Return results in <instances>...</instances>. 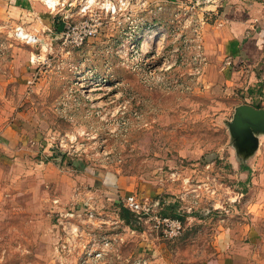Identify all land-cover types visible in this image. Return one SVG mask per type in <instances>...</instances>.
<instances>
[{
    "label": "rangeland",
    "instance_id": "obj_1",
    "mask_svg": "<svg viewBox=\"0 0 264 264\" xmlns=\"http://www.w3.org/2000/svg\"><path fill=\"white\" fill-rule=\"evenodd\" d=\"M230 1L138 0L100 15L80 47L60 33L44 48L16 37L0 8V264H84V246L106 239L105 256L86 264L215 255L251 180L234 113L264 107V68L223 72L218 60ZM129 195L148 213L127 226ZM163 213L180 217L179 237L154 229Z\"/></svg>",
    "mask_w": 264,
    "mask_h": 264
},
{
    "label": "crops",
    "instance_id": "obj_2",
    "mask_svg": "<svg viewBox=\"0 0 264 264\" xmlns=\"http://www.w3.org/2000/svg\"><path fill=\"white\" fill-rule=\"evenodd\" d=\"M229 4L217 32L220 37L218 60L223 72L247 62L251 63L253 73L259 65L264 68V0H231ZM0 8L5 18L11 19L15 30L21 28L32 35L43 48L51 44L44 37L53 38L58 34L56 28L63 25L61 15L51 13L41 0H0ZM248 106L255 108L256 105ZM261 108L264 109L262 105L255 109ZM255 137L256 148L241 153L248 160L246 173L242 172L241 177L251 178L245 193L246 209L227 219L218 233L215 255L196 264H264V146L261 147L264 131ZM122 181L116 178V182ZM123 182L127 185L128 181Z\"/></svg>",
    "mask_w": 264,
    "mask_h": 264
},
{
    "label": "built area",
    "instance_id": "obj_3",
    "mask_svg": "<svg viewBox=\"0 0 264 264\" xmlns=\"http://www.w3.org/2000/svg\"><path fill=\"white\" fill-rule=\"evenodd\" d=\"M51 13L61 15L63 28L59 34L63 44L70 47H80L89 39L93 38L100 27V15H115L128 7H133L138 0H41ZM21 28L15 30V36L20 37ZM37 39L34 38V42ZM124 207L134 215H145L148 208L144 206L137 197L129 195L124 200ZM77 216H80L78 214ZM93 214L88 212V217ZM66 217H74L73 213H67ZM153 227L166 239L179 237L182 231V224L179 219L161 217L153 214ZM110 239L102 240L100 244L94 243L91 247L81 251L80 259L84 264L98 261L105 256V249L110 247Z\"/></svg>",
    "mask_w": 264,
    "mask_h": 264
},
{
    "label": "water",
    "instance_id": "obj_4",
    "mask_svg": "<svg viewBox=\"0 0 264 264\" xmlns=\"http://www.w3.org/2000/svg\"><path fill=\"white\" fill-rule=\"evenodd\" d=\"M234 115L232 133L237 138L239 150L251 152L258 143L255 135L264 131V109L243 105L236 108Z\"/></svg>",
    "mask_w": 264,
    "mask_h": 264
},
{
    "label": "trees",
    "instance_id": "obj_5",
    "mask_svg": "<svg viewBox=\"0 0 264 264\" xmlns=\"http://www.w3.org/2000/svg\"><path fill=\"white\" fill-rule=\"evenodd\" d=\"M62 28H63V25L60 24V26L58 28H56V32L59 34L61 32ZM255 108H259V107L255 106ZM133 216H134V214L131 213L127 208H125L124 206L120 207L119 217H120V219H122L125 222V224L127 226L131 225ZM161 217H169V218H173V219H179L181 221L180 217L175 213L174 214L172 213L170 215H168L167 213H163L161 215Z\"/></svg>",
    "mask_w": 264,
    "mask_h": 264
},
{
    "label": "bare ground",
    "instance_id": "obj_6",
    "mask_svg": "<svg viewBox=\"0 0 264 264\" xmlns=\"http://www.w3.org/2000/svg\"><path fill=\"white\" fill-rule=\"evenodd\" d=\"M21 36L23 38L29 39L30 41H34V37L32 35H30V34L25 33V32H22Z\"/></svg>",
    "mask_w": 264,
    "mask_h": 264
}]
</instances>
